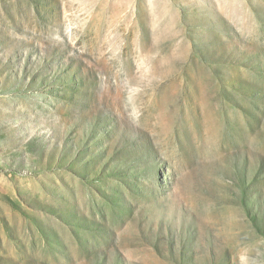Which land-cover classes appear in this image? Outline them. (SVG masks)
Segmentation results:
<instances>
[{
    "label": "rangeland",
    "instance_id": "374dc122",
    "mask_svg": "<svg viewBox=\"0 0 264 264\" xmlns=\"http://www.w3.org/2000/svg\"><path fill=\"white\" fill-rule=\"evenodd\" d=\"M0 264H264V0H0Z\"/></svg>",
    "mask_w": 264,
    "mask_h": 264
}]
</instances>
